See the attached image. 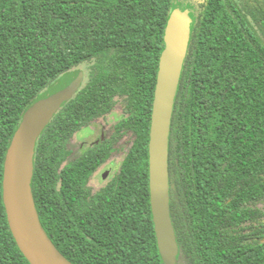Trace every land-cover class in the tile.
Returning a JSON list of instances; mask_svg holds the SVG:
<instances>
[{
	"label": "trees",
	"instance_id": "16d2710c",
	"mask_svg": "<svg viewBox=\"0 0 264 264\" xmlns=\"http://www.w3.org/2000/svg\"><path fill=\"white\" fill-rule=\"evenodd\" d=\"M191 37L170 136L174 264H264V0H0V264H30L3 199L7 155L49 91L87 81L41 135L32 188L41 222L73 264H166L153 221L149 143L165 31ZM258 25V26H257ZM113 143L73 162L70 140L118 103ZM126 135L121 170L90 181Z\"/></svg>",
	"mask_w": 264,
	"mask_h": 264
},
{
	"label": "water",
	"instance_id": "95a60500",
	"mask_svg": "<svg viewBox=\"0 0 264 264\" xmlns=\"http://www.w3.org/2000/svg\"><path fill=\"white\" fill-rule=\"evenodd\" d=\"M190 13L175 9L165 31L149 143L150 195L160 254L174 264L177 241L171 216L170 136L176 97L191 37ZM71 78L49 91L25 116L10 146L3 179V199L15 241L30 264H73L53 243L40 219L32 182L38 141L64 104L82 89Z\"/></svg>",
	"mask_w": 264,
	"mask_h": 264
},
{
	"label": "rangeland",
	"instance_id": "374dc122",
	"mask_svg": "<svg viewBox=\"0 0 264 264\" xmlns=\"http://www.w3.org/2000/svg\"><path fill=\"white\" fill-rule=\"evenodd\" d=\"M76 72H79L84 77L83 82L85 84L89 73L88 65L87 64L81 65L76 69ZM122 117H123V106L119 102L115 106L113 112L110 115L100 118L99 120L91 124L90 129L92 131L95 130V135L91 136L93 132L88 127H85L81 131H79L75 135L77 137L73 139L70 145L71 150H74L76 152L75 157H77L80 154V148L84 142L88 143L96 140L100 136L102 128H105L107 135L110 134L113 125ZM131 145H132V136L130 135L124 136L123 139L116 145L114 156L111 159L113 160V163L110 164V166L113 167L112 172L108 177H105L104 176L105 170H100L92 177L89 185L92 188L93 192H97L101 188H103L113 178V176L119 172L121 163L123 162Z\"/></svg>",
	"mask_w": 264,
	"mask_h": 264
},
{
	"label": "flooded vegetation",
	"instance_id": "af4514ba",
	"mask_svg": "<svg viewBox=\"0 0 264 264\" xmlns=\"http://www.w3.org/2000/svg\"><path fill=\"white\" fill-rule=\"evenodd\" d=\"M113 112V111H112ZM111 112V113H112ZM110 113V114H111ZM110 114H108V115H110ZM124 114H125V112H124V107H123V117H124ZM107 115V116H108ZM106 117V116H105ZM123 117L120 119V120H118L114 125H113V127H112V130H111V133L110 134H106V131H105V128H102V131H101V133H100V136L96 139V140H94V141H91V142H88V143H83L82 145H81V148H80V154L77 156V157H75V151L74 150H71V148H70V145H71V143H72V141H73V139L74 138H76L77 136H73V138L70 140V145H69V149H70V151H71V154H70V156L68 157V162H73V161H75L77 158H79L84 152H86L87 150H89L90 148H94L95 146H98V145H100L101 143H105V142H108V143H113V141H114V135H115V133H116V129H115V127L117 126V124L123 119ZM100 119V118H99ZM99 119H97V120H99ZM97 120H95V121H97ZM95 121H93V122H95ZM92 122V123H93ZM91 123V124H92ZM91 124L88 126V128L90 129L91 128ZM82 130V129H81ZM80 130V131H81ZM91 130V129H90ZM92 131V130H91ZM93 132V134L91 135V136H93V135H95V130H93L92 131ZM123 138H121L119 141H117L113 146H114V150L112 151V154H111V156H110V158L108 159V161L104 164V165H102L99 169H98V171H100V170H105V173H104V176L105 177H108L110 174H111V172H112V169H113V167H111L110 166V164H112L113 163V160H111L112 158H113V156H114V153H115V149H116V145L122 140ZM130 149V148H129ZM129 151V150H128ZM128 153V152H127ZM127 155V154H126ZM121 166H122V163H121ZM121 166H120V170H121ZM120 170H119V172H120ZM98 171H96L95 172V174L96 173H98ZM118 172V173H119ZM118 173L117 174H115L114 176H113V178L104 186V187H106L107 185H109L115 178H116V176L118 175ZM94 174V175H95ZM93 175V176H94ZM92 179V178H91ZM103 187V188H104ZM102 189V188H101ZM100 189V190H101Z\"/></svg>",
	"mask_w": 264,
	"mask_h": 264
}]
</instances>
